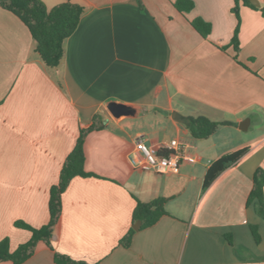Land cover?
Wrapping results in <instances>:
<instances>
[{"label": "crops", "instance_id": "0c3cea01", "mask_svg": "<svg viewBox=\"0 0 264 264\" xmlns=\"http://www.w3.org/2000/svg\"><path fill=\"white\" fill-rule=\"evenodd\" d=\"M40 1L84 13L61 65L50 69L29 29L0 6V242L14 252L32 238L17 222L48 225L51 190L80 131L99 116L104 128L84 142L91 176L70 182L52 247L39 243L23 264H56V254L87 264H264V220L247 206L253 177L264 170L262 12L241 3L238 19L234 0H192L186 14L177 0ZM197 18L212 25L207 38L192 26ZM197 117L229 124L196 139L189 127ZM141 140H177L197 162L174 175L143 171ZM239 151L204 189L210 166ZM157 199L166 215L135 229L138 202Z\"/></svg>", "mask_w": 264, "mask_h": 264}, {"label": "trees", "instance_id": "16d2710c", "mask_svg": "<svg viewBox=\"0 0 264 264\" xmlns=\"http://www.w3.org/2000/svg\"><path fill=\"white\" fill-rule=\"evenodd\" d=\"M234 12L239 19V5H243L260 10L264 17V8L259 9L251 4L250 0H234ZM175 8L182 14L190 13L195 4L192 0H177ZM2 9L12 13L20 19L29 29L35 42V50L47 68H58L64 57V43L76 31L84 13V8L64 3L52 9H47L40 0H0ZM194 29L203 37L207 38L212 32V25L201 18H197L192 22ZM239 27L236 28L231 45L238 52L239 45ZM227 122H215L206 117H197L191 119L190 132L196 139H207L220 126L227 125ZM105 124L99 116H96L93 123L86 129L80 131L79 138L72 152L66 158L62 168L58 185L52 188L49 202L50 221L48 225L41 229H35L23 222H17L15 226L19 229L31 232V240L20 245L16 251L11 252L9 241L6 239L0 242V264L10 262L12 264H23L35 254L38 244L44 243L48 247H52L56 230L59 226L62 215V194L68 188L70 182L76 177H90L84 171V142L88 134L100 131ZM245 151L223 156L214 162L207 171L204 189H207L213 181L225 171L229 166L237 162ZM165 201L157 199L150 203L138 202L133 215L134 225L140 221L142 229L154 226L163 216L166 215L164 208ZM255 205L257 213L264 220V170L258 169L253 177V188L247 200V206ZM253 237L257 244L261 242V235L257 226L251 228ZM135 234L133 227L130 228L128 234L120 241V245L129 248L132 237ZM56 264H87L85 262L75 261L68 256L56 254Z\"/></svg>", "mask_w": 264, "mask_h": 264}, {"label": "built area", "instance_id": "2783aa9c", "mask_svg": "<svg viewBox=\"0 0 264 264\" xmlns=\"http://www.w3.org/2000/svg\"><path fill=\"white\" fill-rule=\"evenodd\" d=\"M137 150L144 157L143 171H152L162 175L178 174L185 163L195 164L196 158L188 152V146L171 141L166 146H148L144 141H138Z\"/></svg>", "mask_w": 264, "mask_h": 264}, {"label": "water", "instance_id": "95a60500", "mask_svg": "<svg viewBox=\"0 0 264 264\" xmlns=\"http://www.w3.org/2000/svg\"><path fill=\"white\" fill-rule=\"evenodd\" d=\"M251 4L254 5L255 7H260V4L258 3V1L256 0H250ZM112 109V108H111ZM141 222H137V224L135 225V229H139V227L141 226Z\"/></svg>", "mask_w": 264, "mask_h": 264}]
</instances>
